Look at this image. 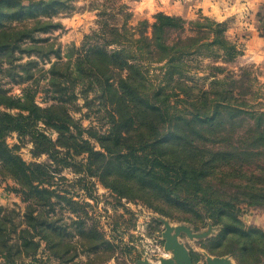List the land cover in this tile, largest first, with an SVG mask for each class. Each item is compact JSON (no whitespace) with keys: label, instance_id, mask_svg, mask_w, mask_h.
I'll return each instance as SVG.
<instances>
[{"label":"trees","instance_id":"16d2710c","mask_svg":"<svg viewBox=\"0 0 264 264\" xmlns=\"http://www.w3.org/2000/svg\"><path fill=\"white\" fill-rule=\"evenodd\" d=\"M62 1L35 0L24 5L20 0H0V51L21 35L30 37L34 31L46 32L58 26L50 18ZM24 18L31 20L28 28L15 29L10 35L11 23ZM135 30L137 38L125 24L111 26L102 34L110 36L106 42L115 48L93 44L76 59L78 64L86 62L102 80L111 106L109 129L91 136L97 146L82 136V128L68 115L66 103L74 99L73 92L48 96L55 103L47 107L38 106L29 89L21 97L0 92V107L4 108L0 109V179L10 178L19 184L18 190L28 199L19 228L13 223L12 211L0 205V264H39L42 243L51 255L62 257L57 238L60 226L46 215L53 209L51 199L59 198L49 188V172L71 165L96 177L119 199L140 200L166 216L165 207L169 206L196 216L203 214L217 224L224 209L232 210L240 201L251 206L264 203V109L248 102L253 97L248 68H243L238 78L230 74L214 81L219 86L210 89L214 96L188 101L183 110H169L163 99L155 101L139 91L144 70L141 59L162 64L164 74H168L184 70L187 64L183 56L205 46L235 54L226 26L206 17L186 21L160 12L152 22L140 21ZM56 65L50 69L53 77ZM60 68L67 78L72 73L70 63ZM244 76L249 84L244 83ZM237 85L244 91L236 96L233 88ZM38 124L55 132L56 138L53 140ZM12 132L29 134L35 155H46L48 163H26L16 153L18 147L6 143ZM80 155L83 162L72 158ZM212 178L219 183L231 181L235 190L213 189L209 184ZM182 220L194 225L188 217L182 216ZM82 221L76 224L84 250L113 246L95 228L83 227ZM221 232L238 247L232 254L238 264H262L263 231L244 229L234 221L224 224ZM249 257L250 261H243Z\"/></svg>","mask_w":264,"mask_h":264},{"label":"rangeland","instance_id":"374dc122","mask_svg":"<svg viewBox=\"0 0 264 264\" xmlns=\"http://www.w3.org/2000/svg\"><path fill=\"white\" fill-rule=\"evenodd\" d=\"M20 1L27 5L35 0ZM180 1L183 3V0ZM62 2L50 18L52 22L58 23V26L46 32L34 31L30 37L21 35V39L14 40L9 48L0 51V92L21 97L28 94L29 89L34 92V101L40 107L54 104L48 96L56 94L55 92H73L74 99L66 103L68 115L82 128V136L97 146L91 136L103 134L109 129L111 106L102 80L96 78L86 62L78 64L76 59L87 46L93 44L104 45L107 49L115 48L114 45L108 46L106 40L110 36L102 34L103 30L107 31L111 26L120 28L125 24L137 38L139 32L135 28L138 23L142 20L152 22L153 16L160 12H145L140 7L141 0ZM249 13L245 9L241 15H231L221 22L226 26L225 34L234 45L235 54L228 55L224 49L216 46H205L183 56L182 59L187 64L184 70L168 74H164L162 64L141 59L144 70L139 91L149 94L155 101L163 99L164 106L169 110L171 107L183 110L188 108V101L214 96L210 89L219 88L214 81L226 79L231 75L238 78L242 69L248 68L251 84L248 90L253 97L249 98L248 93L246 97L249 98L250 104L259 105L264 109V6L256 13L257 22L253 27H250ZM166 15L177 16L186 21L206 17L212 22H219L200 12L188 16ZM41 18L45 19L46 16ZM30 22L28 18L12 22L13 28L9 30V34H15V29L28 28ZM64 63H70L72 68L68 78L60 68ZM53 64H57L55 77L50 73ZM78 68L82 71L79 72ZM120 74L126 76V72ZM134 76L136 77V74ZM243 80L245 84H249L247 76H244ZM111 82L114 87L119 88L118 83L114 80ZM59 88L64 90L60 91ZM233 90L237 91V96L244 88H238L237 85ZM7 111L12 114L18 112ZM38 126L53 140L56 138L55 132L46 129L42 124ZM6 143L10 147L17 146L16 153L26 163L49 161L44 154L35 155L29 134L18 135L12 132L7 135ZM72 158L75 161H84L83 155ZM70 161L71 157H68V162ZM52 168L54 167L50 169ZM49 175V188L58 194L59 198L51 199L54 202L53 209H48L46 215L49 221H56L60 226L57 238L61 243L59 250L62 257L51 255L49 249H43L42 243L37 256L39 264H137L145 259L160 264L161 258L171 257V254L163 249L161 234L164 231V222L172 227H188L194 235H198L190 237L180 233L178 236V241L186 247L194 263L205 264L206 257H226L230 264H238L232 255L238 252V247L221 232L223 225L237 221L244 229H259L264 232V203L251 206L238 201L234 209H224L220 216L221 221L213 224L201 213L196 216L191 211L168 206L165 207L168 212L166 216L140 200L119 199L96 177L84 172L80 167L71 165L59 168L55 172H49ZM209 184L213 189L228 192L235 190L231 181L219 183L212 178ZM19 187V184L10 178L0 179V205L12 211L10 215L17 228L22 225V214L28 204V199H24L26 194H22L18 190ZM182 216L190 218L194 225L183 221ZM78 221H82L85 228H95L113 246L108 248L102 245L93 251L84 250L76 224ZM66 249L68 251L65 253ZM222 251L229 253L216 255ZM259 258L264 264V254ZM243 261H250V257Z\"/></svg>","mask_w":264,"mask_h":264},{"label":"crops","instance_id":"0c3cea01","mask_svg":"<svg viewBox=\"0 0 264 264\" xmlns=\"http://www.w3.org/2000/svg\"><path fill=\"white\" fill-rule=\"evenodd\" d=\"M140 7L145 12H163L175 15H194L197 12L219 22L226 21L231 15H241L247 9L251 15V26L257 19L256 13L264 6V0H141Z\"/></svg>","mask_w":264,"mask_h":264},{"label":"water","instance_id":"95a60500","mask_svg":"<svg viewBox=\"0 0 264 264\" xmlns=\"http://www.w3.org/2000/svg\"><path fill=\"white\" fill-rule=\"evenodd\" d=\"M180 233H185L187 236L196 237L188 227L176 226L172 227L167 222H164V231L162 232L163 249L165 252L170 253L171 257L168 259L161 258L160 264H200L194 263L191 255L186 247L178 241ZM137 264H154L148 260H141ZM205 264H230L226 257H206Z\"/></svg>","mask_w":264,"mask_h":264}]
</instances>
